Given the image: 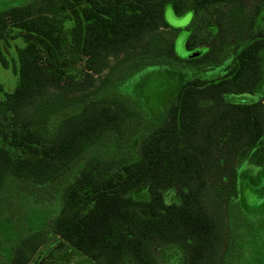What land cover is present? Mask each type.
<instances>
[{
    "label": "trees",
    "instance_id": "obj_1",
    "mask_svg": "<svg viewBox=\"0 0 264 264\" xmlns=\"http://www.w3.org/2000/svg\"><path fill=\"white\" fill-rule=\"evenodd\" d=\"M168 4L193 14L188 51L201 32L215 36L191 69L229 62L186 80L150 118L118 72L183 68ZM263 10L264 0L5 4L0 45L22 46L16 88L0 89V264H29L51 236L93 264H242L246 234L264 228V207L241 201L253 186L240 188L247 173L264 180ZM79 66L87 74L74 83Z\"/></svg>",
    "mask_w": 264,
    "mask_h": 264
},
{
    "label": "rangeland",
    "instance_id": "obj_2",
    "mask_svg": "<svg viewBox=\"0 0 264 264\" xmlns=\"http://www.w3.org/2000/svg\"><path fill=\"white\" fill-rule=\"evenodd\" d=\"M11 0H0V10L5 4H10ZM250 11L252 8H249ZM164 22L170 30L176 31L174 40L175 55L180 59V66L177 67L173 64L164 65L159 67H151L144 69L140 72H129L128 69L122 68L119 71L122 82L124 83V91L129 95L134 96L140 107L148 113L150 118L158 116L164 106L172 99L176 94L178 88L188 79L192 77L212 79L219 75H222V70L229 62L224 61L218 67L213 70L201 73L200 70L195 71L188 65L190 61L197 58L195 52L197 50L207 52V48L211 47L215 42V36L201 32L196 41L197 46L195 49L188 51L186 43L190 36V31L187 27L190 25L193 19L192 13H186L182 16H176L170 4L164 8ZM257 23L264 29V10L259 15ZM22 42L20 40L13 41L10 46H6L1 43L0 51L9 63V68L4 69L0 64V89L2 92L11 93L17 86L18 78L12 72L13 61L16 62L15 48L21 47ZM114 62H111L113 65ZM86 68L82 69L81 66L74 67L73 71L68 73V79L74 83L80 82L86 77ZM108 71L102 73L96 79H102L107 75ZM0 92V98L3 97V93ZM259 94H264V83L258 88ZM255 97L253 96H238L232 97L231 100L236 102H253ZM257 177L252 173H247L242 182H240V188L242 184L246 183L248 186H253L249 190L241 194V201L246 208H258L264 207V200L258 201L259 194L264 192V180L260 186H258ZM232 210L235 211V208ZM259 220L264 222V218H257L256 224H259ZM253 235V236H252ZM247 250L246 257L242 260V264H258L264 260V228L259 229L257 225L256 229L246 234ZM256 238V241L253 240ZM29 264H93L88 258L78 254L73 248L69 247L65 243H62L57 237L51 236L45 241L32 261Z\"/></svg>",
    "mask_w": 264,
    "mask_h": 264
},
{
    "label": "water",
    "instance_id": "obj_3",
    "mask_svg": "<svg viewBox=\"0 0 264 264\" xmlns=\"http://www.w3.org/2000/svg\"><path fill=\"white\" fill-rule=\"evenodd\" d=\"M200 53V52H197V54Z\"/></svg>",
    "mask_w": 264,
    "mask_h": 264
}]
</instances>
